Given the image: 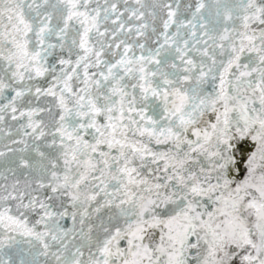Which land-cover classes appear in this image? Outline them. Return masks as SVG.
Wrapping results in <instances>:
<instances>
[{
	"label": "snow or ice",
	"instance_id": "snow-or-ice-1",
	"mask_svg": "<svg viewBox=\"0 0 264 264\" xmlns=\"http://www.w3.org/2000/svg\"><path fill=\"white\" fill-rule=\"evenodd\" d=\"M0 264H264V0H0Z\"/></svg>",
	"mask_w": 264,
	"mask_h": 264
}]
</instances>
